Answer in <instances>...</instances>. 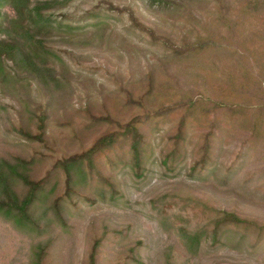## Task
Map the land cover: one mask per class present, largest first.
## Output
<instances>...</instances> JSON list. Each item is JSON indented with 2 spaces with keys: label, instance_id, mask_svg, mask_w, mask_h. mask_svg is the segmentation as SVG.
Here are the masks:
<instances>
[{
  "label": "rangeland",
  "instance_id": "1",
  "mask_svg": "<svg viewBox=\"0 0 264 264\" xmlns=\"http://www.w3.org/2000/svg\"><path fill=\"white\" fill-rule=\"evenodd\" d=\"M59 2L53 79L0 82V159L40 183L0 264H264V0Z\"/></svg>",
  "mask_w": 264,
  "mask_h": 264
},
{
  "label": "trees",
  "instance_id": "2",
  "mask_svg": "<svg viewBox=\"0 0 264 264\" xmlns=\"http://www.w3.org/2000/svg\"><path fill=\"white\" fill-rule=\"evenodd\" d=\"M59 1L61 0H0V4L9 5L13 11V15L6 19L0 17V82L16 76L20 68L28 74V78L42 79V81L53 79L51 69L43 60L46 53L50 52V44L46 42L43 31L46 27L65 25L64 15L60 19L54 15L56 10L62 8ZM145 2L149 7L173 4V0H145ZM250 2L251 0H247L244 7L247 8ZM243 79L246 86L255 78L247 69ZM262 86L264 91V85ZM254 108L263 110L264 105H256ZM24 135L30 139H41L39 133H24ZM106 140L105 137L104 141ZM100 142L95 147H100ZM62 162L67 168L65 171L69 173V170L78 163V157ZM28 163L23 158H17L13 163L0 159V213L21 226L31 222L29 219L31 207L40 186L39 182L32 180ZM17 182H22L28 187L23 196H19L13 188ZM96 252L97 248L94 245L90 254L92 260L95 259ZM41 254L42 249L34 253L36 264H39Z\"/></svg>",
  "mask_w": 264,
  "mask_h": 264
}]
</instances>
